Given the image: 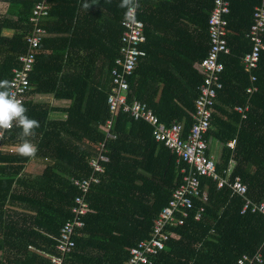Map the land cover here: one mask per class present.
<instances>
[{"label": "trees", "instance_id": "obj_1", "mask_svg": "<svg viewBox=\"0 0 264 264\" xmlns=\"http://www.w3.org/2000/svg\"><path fill=\"white\" fill-rule=\"evenodd\" d=\"M0 1L7 3L0 12V80H8L31 31L28 16L40 0ZM261 1L229 0L231 54L221 57L222 87L206 131L207 144L211 136L223 145L217 171L233 159L231 178L238 176L256 203L264 200V51L253 72L258 88L252 94L245 91L250 79L241 60L250 49L246 33ZM47 2L50 13L41 22L47 34L22 102L27 115L39 121L35 135L28 138L38 150L33 157H22L17 149L0 153V264H50L47 254H55L59 230L71 219L74 196L80 194L70 178L90 174L88 161L98 156L95 145L105 139L100 125L109 116L110 69L120 55L126 9L118 6L121 0ZM139 5L138 18L145 26L143 55L129 77V97L144 101L167 125L183 123L187 132L202 82L196 65L207 49L211 0H140ZM4 29L11 33L3 34ZM38 93L70 100L66 117L52 118L56 109L31 100ZM246 101L250 108L241 120L232 106ZM20 131L9 130L5 144L20 143ZM113 132L116 137L105 140L104 172L85 194L90 207L85 226L75 235L65 264H126L131 248L151 238L153 221L181 181L182 163L154 139L146 122L120 111ZM232 139L231 149L227 142ZM34 157L40 158L35 165L30 162ZM29 163L35 170L43 167L23 178ZM200 189L206 190L207 200L193 199L183 225L167 229L169 240L164 249L151 254V264H240L242 254L252 257L256 252L262 257L258 264H264V217L250 211L241 214L245 199L226 185L217 188L210 178L201 177Z\"/></svg>", "mask_w": 264, "mask_h": 264}, {"label": "built area", "instance_id": "obj_2", "mask_svg": "<svg viewBox=\"0 0 264 264\" xmlns=\"http://www.w3.org/2000/svg\"><path fill=\"white\" fill-rule=\"evenodd\" d=\"M140 4V0H139ZM49 3L40 0L32 8L28 22L31 31L25 36L24 52L16 58V66L12 67L9 81L15 82L13 89L16 98L21 102L28 96L30 89L29 72L34 67L36 53L40 47L43 37L47 31L41 26V22L49 15ZM139 8L136 12V21H121L122 34L120 37V55L114 61L110 69L111 90L107 95L109 116L100 128L104 131V141L98 142V156L91 157L88 161L91 167L90 174L83 178L71 177L72 185L79 188L80 194L74 196L71 206L72 217L65 222L58 233L55 244V254L48 255L50 264H65L66 257L72 253L75 246V235L85 226L84 217L90 210L89 203L85 200L92 183L99 182V174L104 172V163L108 161L105 140L114 139L113 132L115 121L119 112L128 113L134 120H143L152 128V135L158 142L163 143L176 156V162L182 163L180 167L181 181L172 191L171 199L161 210L157 219L153 221L151 238L140 241L131 248L129 259L126 264H151V254L157 253L165 248L169 240V227L183 225L184 219L188 217L189 210L193 208V199L201 198L207 200V192L200 189V178L207 177L216 183L217 188L228 186L232 194L243 196L245 202L241 214L250 211L259 213L264 217V200L260 203L253 202L247 192V185L238 176L231 178L232 167L228 166L221 172L216 169V159L207 148L206 131L210 128L212 116L215 112L217 102V90L222 87L221 76L224 72L222 56H229L231 49L228 45L230 13L229 0H211L206 21L207 50L204 57L196 65V69L202 76V82L198 85L197 95L194 99V111L192 112V124L187 132L181 122H173L169 125L160 121L158 116L149 106L139 98L129 97V77L138 67L143 52L140 45L144 42V23L138 18ZM4 12V10H0ZM252 27L246 38L250 49L242 57V65L245 73L249 74L250 85L246 92L252 94L257 90L255 85L256 76L253 73L260 62L264 51V0L256 5L253 13ZM250 104L236 103L232 110L240 115L243 120L247 117ZM11 130V129H9ZM9 130L0 131V153L3 150L10 151L15 148L5 144V136ZM235 139L230 140L228 145L233 147ZM203 208H199L195 219L200 218ZM261 263L260 252L252 257L242 254L240 264Z\"/></svg>", "mask_w": 264, "mask_h": 264}, {"label": "clouds", "instance_id": "obj_3", "mask_svg": "<svg viewBox=\"0 0 264 264\" xmlns=\"http://www.w3.org/2000/svg\"><path fill=\"white\" fill-rule=\"evenodd\" d=\"M118 6L126 9L124 22L134 23L136 21V12L140 7L139 0H121ZM14 88V81L0 80V131L9 130L13 127L19 128L21 131L18 133L17 139L20 143L16 145L18 154L22 157H33L38 149L28 138L35 135V129L39 128L40 124L38 120L27 115L28 110L16 98Z\"/></svg>", "mask_w": 264, "mask_h": 264}, {"label": "rangeland", "instance_id": "obj_4", "mask_svg": "<svg viewBox=\"0 0 264 264\" xmlns=\"http://www.w3.org/2000/svg\"><path fill=\"white\" fill-rule=\"evenodd\" d=\"M207 21V20H206ZM252 27V26H251ZM248 31H250V30H248ZM248 33V32H247ZM247 33H246V35H247ZM229 34H230V29H229ZM229 34H228V36H227V41H228V37H229ZM248 40V39H247ZM249 42V41H248ZM229 45V44H228ZM230 47V46H229ZM231 49V48H230ZM207 50V49H206ZM206 53V52H205ZM250 85V84H249ZM248 85V86H249ZM256 85V84H255ZM257 86V85H256ZM258 88V87H257ZM245 91H246V89H245ZM255 92V91H254ZM247 93V92H246ZM56 99H58V98H55L52 94H47L46 96H45V99L43 100L42 98H40L39 96H37L36 94H34V95H32L31 96V100H34V101H37V102H45V103H48L50 106H51V108H56V106H59V108L58 109H62V111L61 112H59V113H57V114H55V112H51V114H50V116L51 117H54V118H60V119H63V118H65L66 117V113H65V109H67L68 108V105L70 104V100H68V99H63V100H65L64 102L62 101V99H59L58 101H55ZM56 102H58V103H56ZM249 102V101H248ZM228 142H230V140L228 141ZM228 142H227V146L228 147H230V148H233V147H231V146H229L228 145ZM235 145V144H234ZM15 149H17V147H16V145H12ZM38 159H40V158H32V161H34V160H38ZM32 161H30V162H32ZM42 167L43 166H41V168H37L36 170H35V166L34 165H31V163H29L26 167H25V169H24V171L21 173V176L23 177V178H30V177H32V175H34L35 174V171L36 172H39V170L41 171V169H42Z\"/></svg>", "mask_w": 264, "mask_h": 264}, {"label": "crops", "instance_id": "obj_5", "mask_svg": "<svg viewBox=\"0 0 264 264\" xmlns=\"http://www.w3.org/2000/svg\"><path fill=\"white\" fill-rule=\"evenodd\" d=\"M6 8H7V3L4 2V1H0V10H5ZM10 33H11V30H9V29H4V30H3V34H5V35H9ZM233 34H234V32L230 30V34H229V36H230V35H233ZM47 94H49V93H45V94H43V93H38V94H36V95L39 96L40 98H42V99L44 100V99H45V96H46ZM58 100H59V99H56L55 101H58ZM37 101H38V100H37ZM62 101L64 102L65 100L62 99ZM56 103H58V102H56ZM68 106H69V105H68ZM58 108H59V106H56V108H54V109H56V110L53 111V112H55V114L61 112V110L58 109ZM51 115H52V114H51ZM223 117H224V118H227L226 115H223ZM52 118H54V117H52ZM208 144H209V153H210L212 156H214L215 159H218L219 156H220V152L222 151V146H223V145H221L220 142H219L216 138L211 137V136L208 138ZM229 148H230V147H229ZM231 149H232V148H231ZM32 163H34V165H35V163H37V160H36V161H32ZM228 165H230L231 167H233V165H234V160H233V159H230ZM11 209H13V208L11 207ZM4 210L6 211L7 209L4 208ZM12 211H14V210H12Z\"/></svg>", "mask_w": 264, "mask_h": 264}]
</instances>
